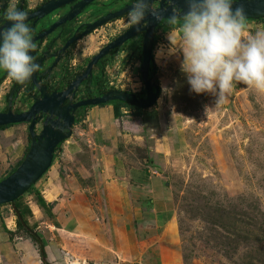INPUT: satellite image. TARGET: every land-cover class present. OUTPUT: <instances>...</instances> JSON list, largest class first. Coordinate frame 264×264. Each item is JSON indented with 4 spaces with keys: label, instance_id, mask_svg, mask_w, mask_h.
Instances as JSON below:
<instances>
[{
    "label": "rangeland",
    "instance_id": "374dc122",
    "mask_svg": "<svg viewBox=\"0 0 264 264\" xmlns=\"http://www.w3.org/2000/svg\"><path fill=\"white\" fill-rule=\"evenodd\" d=\"M36 1L28 0V4ZM123 1L116 0L113 6ZM96 5L87 13L91 8L100 12ZM127 16L78 42L88 39L85 45H77L72 55L76 68L82 69L91 55L129 25ZM243 30L242 39L260 29ZM179 36L180 31L169 29L156 33L153 79L159 85V95L148 123L153 131L162 129L164 151L154 162L173 199L172 227L159 233L142 259L108 264H264V92L233 82L223 102L216 103L213 94L190 91L180 70L182 57L167 51L169 39L178 41ZM77 47L82 52L79 57ZM140 60L141 35H137L106 57L102 71L93 67L92 81L96 83L89 94L96 95L95 85L105 91L141 92ZM162 86L171 89L170 94L163 93ZM26 97L21 93L13 110L24 108ZM3 106L0 93V109ZM11 166L3 169L0 178ZM3 217L8 214L0 216V264H43L36 255L19 259L16 246L22 233Z\"/></svg>",
    "mask_w": 264,
    "mask_h": 264
},
{
    "label": "crops",
    "instance_id": "0c3cea01",
    "mask_svg": "<svg viewBox=\"0 0 264 264\" xmlns=\"http://www.w3.org/2000/svg\"><path fill=\"white\" fill-rule=\"evenodd\" d=\"M243 23L245 27L264 30V18ZM169 30L180 31V27ZM54 70L58 73L60 66ZM11 81L5 75L0 83L4 106ZM17 96L20 98L21 92ZM30 102L23 99L24 108L18 110L27 109ZM156 109L153 104L135 113L108 102L75 112L78 119L74 120L71 135L61 142L33 190L21 198L28 225L45 240L47 264H108L142 259L159 233L172 227L173 199L154 162L164 151L162 129L153 131L148 125L150 111ZM161 123L165 126L163 119ZM29 144L27 123L0 129V173L19 161ZM34 192L39 194L42 205ZM4 213L8 217L3 219H9L14 227L10 204L0 205V216ZM19 236V259H33L34 255L40 258L32 242Z\"/></svg>",
    "mask_w": 264,
    "mask_h": 264
},
{
    "label": "water",
    "instance_id": "95a60500",
    "mask_svg": "<svg viewBox=\"0 0 264 264\" xmlns=\"http://www.w3.org/2000/svg\"><path fill=\"white\" fill-rule=\"evenodd\" d=\"M22 1L23 0H20V4L17 6L19 10ZM72 1L74 0H47L39 5L35 11L26 13L27 20L31 18L38 19L53 9ZM91 1L92 0H80L76 2L63 16L51 24L48 29L37 35H32V42L35 48L29 55L34 58V62L39 66V70L34 72L30 79L23 83H19L16 88L10 90L6 101V110L0 111V126L20 122L27 123L30 144L27 152L16 168L0 180V204L11 202L21 196L47 170L51 164L57 145L71 135L75 120V112L78 108L105 104L110 101H121L130 106L145 109L152 106L158 98L159 85L153 79L155 69L152 58L154 30L161 20L171 22L183 17L185 11H187L186 0H149V9L143 21L139 25L133 27L129 26L121 34L99 48L98 51L91 56L85 68L80 73L76 74L65 88L49 91L45 83L41 81V77L49 73L60 58L58 55L48 68L40 72L47 58L55 55L54 53L46 55L47 52H44L40 57H37L43 47V38L57 26L61 25V23L72 19ZM154 1L158 3L156 7H152ZM9 2L10 0H0V10ZM237 6L243 8V19L257 20L264 18V0H234L233 7L235 8ZM131 7L132 3L126 4L113 12L100 16L94 22L88 24L80 35L69 38L61 50H64L66 45L71 41L88 33L102 23L110 19L118 18L124 13L129 12ZM6 9L7 7L4 9V12ZM2 17L3 16L0 17V27L7 28L9 25L7 22L3 21ZM140 32H143V35L141 60L138 70L139 78L143 85L144 95L137 96L134 92L122 89H111L92 97L72 101L78 85L84 80H91L92 68L94 65L109 54L112 49L120 47L123 43L135 37ZM28 83L36 88L37 95L27 94L31 99L27 109L20 111L13 110L12 104L17 100V91L23 89ZM15 90L17 91L15 92ZM37 126H39L38 132L36 131Z\"/></svg>",
    "mask_w": 264,
    "mask_h": 264
},
{
    "label": "clouds",
    "instance_id": "9594fccd",
    "mask_svg": "<svg viewBox=\"0 0 264 264\" xmlns=\"http://www.w3.org/2000/svg\"><path fill=\"white\" fill-rule=\"evenodd\" d=\"M234 0H186L178 41L169 39L168 54L182 57L180 70L190 91L209 93L216 103L223 102L233 82L264 92V30L241 37L243 8ZM149 9V0H132L127 16L129 26L139 25ZM0 27V71L23 83L39 70L29 53L35 48L24 11L11 6ZM175 21H173L174 23ZM163 93L171 89L162 86Z\"/></svg>",
    "mask_w": 264,
    "mask_h": 264
},
{
    "label": "flooded vegetation",
    "instance_id": "af4514ba",
    "mask_svg": "<svg viewBox=\"0 0 264 264\" xmlns=\"http://www.w3.org/2000/svg\"><path fill=\"white\" fill-rule=\"evenodd\" d=\"M45 1H47V0H37L36 2H34V4H28V0H23L21 5H20V10L24 11L25 13H31V12L35 11L38 8V6L41 5L42 3H44ZM78 1H80V0H74V1L69 2L67 4L61 5V6L53 9L52 11H50L49 13L45 14L44 16H42L38 19L31 18V19L27 20L26 23L29 25L32 35H37V34L43 32L44 30L48 29L51 26V24H53L56 20H58L61 16H63L69 10V8ZM11 3H12V6H15L17 8V6L20 4V0H10V2L8 4H6L3 9L0 10V17L3 16L4 9L6 7L8 8ZM130 3H132V0H124L119 6H113L116 4V0H92L89 4L84 6L72 19H70L69 21H66L64 23H61V25L57 26L53 31L48 33L43 38V42H42L43 47L40 50V52L38 53L37 57H40L44 52H47L46 55L51 54V53H54L55 55L53 57L47 58L42 69H40V72H42L43 70L48 68L50 66V64L53 62V60L58 55L60 56L57 63L52 67L50 72L41 77V81L43 83H45V85L47 86V89L49 91L54 90V89L61 90V89L65 88L69 84V82L73 79V77L76 74L80 73L85 68L87 62L91 58L92 55L87 59L86 64L84 65V67L82 69L76 68V57L72 56V55L76 51V46L79 45L78 42L83 41V39L85 37H88L89 35H91L92 32H94L98 28H101L102 26H104L106 24L113 23L114 21H116L118 18H120L122 16L128 15V12L124 13L122 16H120L118 18L110 19L109 21L102 23L100 26L94 28L93 30L89 31L88 33L83 34L79 38L71 41L70 43H68L66 45L64 50H61L62 47L65 45L66 41L73 36L80 35L84 31V29L86 28V26L88 24L94 22L100 16H102L106 13L113 12V11L121 8L122 6H124L126 4H130ZM96 4L99 7H101V11L94 13L95 9L91 8L92 10L89 13H87V10L90 9L89 7L90 6L93 7ZM157 5H158L157 1H154L152 3V7H156ZM171 22H168L166 20L165 21L161 20L159 25L154 30V39L156 37L157 31L160 30L163 26L170 24ZM162 24H165V25H162ZM128 27H129V25L126 26V28L123 29L122 32L125 31ZM122 32H120L119 34H121ZM137 35H141V44H142L143 32H140ZM116 36L117 35L111 37L109 41L114 39ZM129 40H127L125 43H127ZM80 50L81 49H78V47H77L78 57L80 55H82V52H80ZM114 50H115V48L112 49L109 54H107L102 59H100L94 65V67L96 66V67L100 68L102 61L104 59H106V57L108 55H110L112 53V51H114ZM57 66H60V70L58 73H55L54 69ZM1 73H4V71H1ZM92 79H93V75H92V78L90 81L84 80L83 82H81L78 85L72 101H76V100H79L82 98L92 97V95H90L89 91H88L91 89V86L96 83L95 81L93 83ZM18 84H19L18 82H15L14 80H12L9 91L12 88H16L18 86ZM99 88L102 89L101 87L95 85L96 91ZM16 91L17 90H15V92ZM19 92H21L24 96H27V94H29V95L33 94L35 96L37 95L36 88L33 85H31L30 83H28L26 86H24L23 89L17 91V93H19ZM97 94L98 93L96 92V95ZM137 96H143V95L138 94ZM26 99H30V97L27 96Z\"/></svg>",
    "mask_w": 264,
    "mask_h": 264
},
{
    "label": "trees",
    "instance_id": "16d2710c",
    "mask_svg": "<svg viewBox=\"0 0 264 264\" xmlns=\"http://www.w3.org/2000/svg\"><path fill=\"white\" fill-rule=\"evenodd\" d=\"M248 20H251V19H248ZM258 20H263V18H260ZM175 22L173 23V21L170 23V24H167L165 26H163L161 29L164 31V30H167V29H171V28H176V27H180V24L182 23L183 21V17L179 18V19H175L174 20ZM156 39V37H155ZM155 39H154V42H155ZM154 45V44H153ZM113 52V51H112ZM106 64V59H104L100 65V70L102 71L103 70V67L105 66ZM6 73L4 72L3 74L0 75V83L2 81V79L5 77ZM10 92V91H9ZM9 92L6 94V101H7V97L9 95ZM105 92V90L103 89H98L97 90V93L100 94V93H103ZM136 95H144V90H142L141 92L139 93H135ZM110 102H114L116 105L118 106H124V107H127L129 109H132L135 111V113H139L140 111H142V109L140 108H136V107H133V106H130L124 102H121V101H110ZM109 102V103H110ZM101 105V104H100ZM86 106L84 107H80V109H83L85 108ZM6 110V105L4 106V108L2 109V111H5ZM151 116L154 117L153 114H150ZM78 119V117L75 115V121ZM11 124H8V125H3V126H0V129L6 127V126H9ZM61 143H59L55 149V152L56 150L58 149L59 145ZM29 146V145H28ZM28 146L26 147L25 151H24V155L25 153L27 152L28 150ZM55 154V153H54ZM54 154H53V157H54ZM23 155V156H24ZM23 158V157H22ZM22 158L2 177L4 178L5 176H7L8 174H10L15 168L16 166L20 163V161L22 160ZM53 159V158H52ZM0 178V180L2 179ZM34 184L33 183L29 188H28V192H31L33 190V187H34ZM26 191V192H27ZM35 196H36V199H37V202L39 204L42 205V202L40 200V196L37 192H34ZM21 198H22V195L19 196L18 198L12 200L11 202H7V203H3V204H0V205H5V204H10L12 206V211H13V214L15 216V225H16V229L15 231L17 232H21L22 235L25 237V238H28L32 244L35 246L36 250H37V253L40 257V260L43 264H47L46 263V254H45V250H44V246H45V240L44 238L41 236V234H39L37 231H35L32 227H30L25 219L26 217V213H27V209L22 206V203H21Z\"/></svg>",
    "mask_w": 264,
    "mask_h": 264
},
{
    "label": "built area",
    "instance_id": "2783aa9c",
    "mask_svg": "<svg viewBox=\"0 0 264 264\" xmlns=\"http://www.w3.org/2000/svg\"><path fill=\"white\" fill-rule=\"evenodd\" d=\"M16 104V103H15Z\"/></svg>",
    "mask_w": 264,
    "mask_h": 264
}]
</instances>
